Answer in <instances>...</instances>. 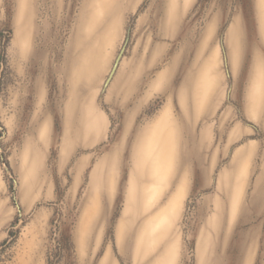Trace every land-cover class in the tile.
Here are the masks:
<instances>
[{"label": "rangeland", "instance_id": "1", "mask_svg": "<svg viewBox=\"0 0 264 264\" xmlns=\"http://www.w3.org/2000/svg\"><path fill=\"white\" fill-rule=\"evenodd\" d=\"M0 264H264V1L0 0Z\"/></svg>", "mask_w": 264, "mask_h": 264}, {"label": "water", "instance_id": "2", "mask_svg": "<svg viewBox=\"0 0 264 264\" xmlns=\"http://www.w3.org/2000/svg\"><path fill=\"white\" fill-rule=\"evenodd\" d=\"M126 40H127V38H126ZM126 40H125L124 44L121 46V48L119 49V51H118V53H117V55H116V57H115V59L113 61V64H112V66H111V68H110V70L108 72V75L106 76V78H105V80L103 82V86H102L101 91L99 93L100 98L104 94L105 89L107 88V86L111 82L113 76L115 75V72H116V70H117V68L119 66V63H120V61L122 59L124 50L126 48Z\"/></svg>", "mask_w": 264, "mask_h": 264}, {"label": "bare ground", "instance_id": "3", "mask_svg": "<svg viewBox=\"0 0 264 264\" xmlns=\"http://www.w3.org/2000/svg\"><path fill=\"white\" fill-rule=\"evenodd\" d=\"M264 1V0H263Z\"/></svg>", "mask_w": 264, "mask_h": 264}]
</instances>
